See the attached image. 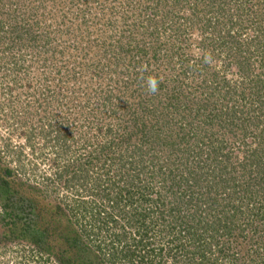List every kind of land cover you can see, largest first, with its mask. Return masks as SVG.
Listing matches in <instances>:
<instances>
[{
    "label": "trees",
    "instance_id": "1",
    "mask_svg": "<svg viewBox=\"0 0 264 264\" xmlns=\"http://www.w3.org/2000/svg\"><path fill=\"white\" fill-rule=\"evenodd\" d=\"M64 1L63 5L66 9L64 15H61V19L56 21V24H51L53 29L51 25H45L42 35L48 40L51 37L55 40L56 36L70 35L74 38L79 33L82 37L78 40L81 41L85 35L82 33V24H87L85 19L89 13L96 15L100 11L104 16L103 3H99L98 0ZM178 1L174 0L172 3H168L167 0H164L160 5L161 10H168L172 4L175 5ZM235 1L208 0L207 4L205 3L208 6L207 12H204L203 16H199L198 23L209 21L215 17L216 13L223 14L224 10L229 13L233 6H236ZM245 5L250 8L251 18L256 17L253 10L258 9L259 19L264 23V0H246ZM177 6H181V4ZM237 7L243 9L242 5H237ZM65 15L69 16V20L74 17L82 22L72 30L73 28L66 27ZM170 17L174 18L171 15ZM237 19L232 20L230 16L227 22L234 25ZM260 21L257 28L261 27ZM262 30L259 29L260 34ZM126 31L128 34L130 32L128 41L130 43L134 41L135 53L143 55L136 62L138 68L134 71L136 72L135 79L132 78L131 71L121 72L119 75L123 73L126 77L114 80L115 85H111L108 89L99 85L91 93L86 87L83 98L86 101L84 107H94L96 104L95 107L100 108L93 113L94 118L98 116L99 120H108L106 130L109 134L112 133L113 127L118 130L114 140L119 144L125 143L124 139L129 140L134 137L133 150L128 153L127 151L123 153L121 150L115 152L112 150V145L100 146L95 139H90V136L88 139H83L81 144L75 143L76 139L70 138L68 135L66 138H58L61 156L68 154L74 144L87 153H75L81 162L75 174H71L68 170L61 173H50L47 179L51 182L54 179L67 181L65 186L67 189H69L70 177L77 178L78 181L83 180L80 187L84 190H80L78 194L82 197H85L83 194H87L91 199L85 197L89 200L76 201V204L73 205L75 211L70 210L66 213L63 207L54 202L53 197L42 193L38 197L40 205L39 215H37L40 220L37 231L41 234H37L38 238L35 239L38 252L47 256L52 254L59 264H81L84 261L83 257L89 255L97 259L96 264H183L188 262L193 264H236L239 251L241 253L242 251L233 246L231 233L235 230H238L237 233L243 232L239 223L248 222V228L256 236H261L262 241L257 240L258 243L256 241L255 243L257 245L264 243V192L261 193L264 191V158L258 157L256 154V150L264 149V130H257V134L255 131L253 132V135H256V140L259 141V137L262 140L260 139L258 147L253 151H250L251 146L248 144L249 148L246 152H250V155L244 154L243 151L239 156L224 140V135L232 136V134H238L237 132H240L245 140L249 129L252 131V127L257 129V124L252 121L254 116L248 118L247 113L242 109L234 111L228 105L229 102L236 101V96L243 100L245 105L247 102L254 101L251 92L254 91L255 86L261 84L259 83L261 81H258L259 77L246 75L241 79L242 83L233 85V82L226 76V74L236 75L237 73L233 70L235 67L246 72L248 70L247 62L251 55L241 58V54L245 53L242 49H246V47L243 44H229L226 40L227 52L224 51L220 54L216 52L217 55H214L208 44L200 46L203 51L205 49V52L198 59L201 68L196 71V74L203 72L202 74L210 75L212 72V75L216 77L214 83L217 87L216 102L218 103L220 99L225 100V106L202 105L198 106L196 111L182 115L179 107L182 109L181 103L186 99L185 96L178 93V90L176 91L172 86L167 88L170 81L165 80L166 75L161 79L160 73L154 72L155 64L159 67L158 61H162V59L158 60L155 54L149 52V48L143 47L142 44L146 42L144 38L143 41L136 39L140 34L138 28ZM147 32L149 31L142 32V34ZM222 33L224 32L222 31ZM148 35L155 36L157 42H161V33L156 30L155 26ZM229 35L227 31L226 38H229ZM146 37L148 36L146 35ZM124 38L126 37L124 36ZM260 43L261 41L257 44ZM246 45H250L249 42ZM165 46L167 50L165 62L171 64L172 54L176 53L175 45L169 46L168 43ZM83 48L80 49L83 50ZM263 48L260 44L255 53L262 56ZM127 51L120 45V57L113 54L112 58H114L113 61L117 68L123 65L121 55ZM252 53L254 52H250V54ZM216 58L219 60L213 67L212 62H216ZM35 60L37 61V59ZM46 60L47 58L41 62ZM109 63L96 65L98 76L100 73L109 72ZM161 64L163 63L160 62ZM41 66L39 85H43V87L40 94L43 98L45 96L44 99L57 100L55 90L58 89L61 94L65 91L66 80L70 77L71 80L76 79V76L75 74L62 75L60 67H55L56 64L52 62ZM218 67H222L220 77L216 73L219 72ZM227 67L231 70H227ZM208 71L209 73H206ZM107 76L109 77V74ZM148 76L156 77L160 81L158 92L163 93L159 95L161 99L159 101L164 105L162 111L157 110L158 107L155 106L159 104L154 103L156 94H151L146 89L145 79ZM210 78L212 77L210 76ZM44 87L47 88V94L50 97L44 95ZM75 93L77 94L76 91ZM261 94L264 99V93L259 90L255 92L257 95L255 101L258 103L262 101ZM172 107L178 109L179 112L172 110ZM170 113H174L176 116L169 118ZM256 119L257 117H255ZM192 120H195L193 125L190 123ZM189 125L192 127L190 128ZM163 128H167L166 134H163ZM225 139L227 140V138ZM129 142L132 140L127 142L128 145ZM155 146L157 151H154ZM243 146L247 145L244 143ZM154 152L158 153L157 156ZM106 162L109 163L106 166L107 169L106 167L104 169ZM77 175H82V177ZM15 182L21 183V180L17 179L10 170L2 169L0 171V187L2 189L0 194L8 192ZM72 185L74 184L72 183ZM248 185L251 186L250 188H258V192L252 190L251 196L245 197L244 194L250 189H246ZM219 188L221 191L218 190ZM256 196H258V201L252 199ZM20 197L17 202L21 201L22 204L30 202L20 199ZM241 200L246 207L251 206L252 209L248 212L251 213L254 210L255 216H260V219L239 220L242 210L236 203ZM203 205L212 207L215 205L216 212L219 210L218 214L210 218L201 217L197 212L202 213L200 209ZM2 207L4 214L11 211L7 204ZM21 208L23 207H19V209ZM60 214L62 217L57 216ZM66 216V220H69L71 225L65 224L63 218ZM208 216L210 215L208 214ZM244 216L247 217L249 214H244ZM259 221L263 222L260 224ZM67 229L69 230L67 231ZM155 231L164 233L166 240H169L158 248L154 247L153 237L149 236ZM55 233L60 234L56 236ZM62 233L64 235H61ZM75 233L81 234V243L76 241L72 245ZM200 233H208V240L210 239V243H215L213 246L217 247V256H215L214 249H212V256L206 253L209 248L204 245L202 241L204 238ZM104 234L105 236H103ZM97 237H103V243L98 242ZM18 238L14 235L13 239ZM157 238L159 239V237ZM13 239L8 238V241ZM200 245L204 246V250H198ZM74 250L79 251L83 256L74 258ZM197 256L198 263L194 262V258ZM243 256L246 260L245 264H264V244L259 250L258 248L246 249Z\"/></svg>",
    "mask_w": 264,
    "mask_h": 264
},
{
    "label": "rangeland",
    "instance_id": "2",
    "mask_svg": "<svg viewBox=\"0 0 264 264\" xmlns=\"http://www.w3.org/2000/svg\"><path fill=\"white\" fill-rule=\"evenodd\" d=\"M163 1L98 0L99 3H103L105 14L102 16L101 12L97 10L96 15L89 13L87 18H84L87 24H82V33H85V35L80 41L78 39H81L82 35L79 33L77 34L78 37L74 38L70 35L56 36L57 39L55 40L53 37L48 40L47 37L42 35L45 31H43L45 25L56 24V21L61 19V15H64L66 11L63 5L64 0H0V171L8 169L16 175L17 179L21 180V183L15 182L8 192L0 194V264H59L52 254L50 256L40 254L35 245V239L41 234L37 231L40 225V220L37 218L40 205L38 197L42 193L48 197H53L54 202L63 207L66 213L74 210L73 205L76 204V201L91 199L87 194L83 195L89 199L78 194L80 190H84L80 187L83 180L78 181L77 178L70 177L69 189H67V187L65 188L67 181L54 179L51 182L47 179L50 173H61L68 170L71 174H75L77 167L81 164L75 153L85 152V150H80L74 144L73 149L68 154L61 156L62 152L60 151L61 147H58V138H66L68 135L70 138L76 139L74 140L75 143L81 144L83 139H88L90 136V139H95L100 146L112 145V150L115 152L121 150L123 153H126V151L128 153L133 150L134 137L129 138V140H132L129 145L127 143L129 140L125 139V143L119 144L114 140L118 130L113 127L112 133L109 134L106 130L108 120H99L97 119L98 116L94 118L93 113L100 108L95 107L96 104L94 107H84L86 101L83 98L86 87L89 88L91 93L99 85L104 89H108L111 85H115L114 80L126 77L123 73L119 75L121 72L131 71L132 78L135 79L136 72L134 71L138 68L136 62L143 55L135 53L134 41L131 43L128 41L130 32L128 34L126 30L138 28L140 34L136 39L143 41L144 38L146 42L142 44L143 47L149 48V52L155 54L158 60L162 59V61H158L159 67L155 64V69H152L156 74L157 72L160 73L161 79L166 75L165 80L170 81L167 88L172 86L176 91L178 90V93L180 92L185 96L186 99L181 103L182 109L179 107L182 115H188L202 105L208 107L225 106V100L220 99L218 103L216 102L217 87L214 84L216 77L212 75V72L210 75L202 74L203 72L196 74V71L201 68L198 59L205 52V49L203 51L200 46L208 44L214 55H217L216 52H219V54L224 51L227 52L228 46L225 40L232 45L243 44L246 49H242L245 53L241 54V58H247L251 55L247 62L248 70L242 72L235 67L233 70L237 74L234 76L226 74V76L233 82V85L242 83L241 79L246 75L259 77L260 80L258 81H261L259 82L261 84L255 86L254 91L251 92L254 100L252 103L247 102L245 105L243 100L236 96V101L229 102L228 105L234 111L242 109L243 112L247 113L248 118L254 116L252 121L257 124V129L254 127H252L253 131L249 129L245 140H243L244 136L240 132L232 134V136L224 135L227 140L224 136L223 138L225 143L234 152L236 151L239 156L243 151L244 154H251L246 152L249 145L251 146L250 151L258 147L257 145L262 139L259 137V141L256 140V135L254 136L253 132L255 131L257 134V130H264L263 94L260 95L262 100L260 103L255 101L257 90L264 93V48L262 56L255 53L260 44L264 47V23L259 19L260 12H258V9H254L256 17L251 18L250 8L245 5L246 0H236V6H233L229 13L224 10L223 14L216 13L215 17L209 21L198 23L199 16H203V13L207 12L206 2L208 0H179L175 5L172 4L168 10H161L160 5ZM167 1L172 3L174 0ZM179 4L181 6H177ZM237 5H242L243 9L238 8ZM212 6L214 7V5ZM230 16L232 20L237 19V17H239V20L237 19L235 24L231 25L227 22ZM65 18L67 20L66 27L73 28L72 30L82 22L74 17L69 20V16L66 15ZM256 18L257 20H255ZM259 21L261 23L260 28L263 29L261 34L259 33L260 28H257L260 25ZM51 26L53 29V25ZM154 26L161 33V42H157L155 36L148 35ZM145 31L149 32L142 34ZM227 31L230 34L229 38H226ZM77 41H79L78 44H76ZM260 41L261 43L257 44ZM248 42L250 45H246ZM168 43L169 46L175 45L176 50V53L172 54L171 64L165 62L167 51L165 44ZM120 45L128 51L123 52L124 54L121 55L123 65L117 68L112 56L116 54L117 57H120ZM82 47H84L83 50L80 49ZM207 50L209 49L207 48ZM250 52L254 53L250 54ZM45 58L47 60L41 62ZM217 60L219 59L216 58V62H212L213 67L217 65ZM220 60L222 61V58ZM48 62L56 64L55 67H60L62 75L75 74L76 76V79L71 80L70 77L66 80L65 91L61 94L58 89L54 88L55 86L52 87L56 89L55 97L57 100L44 99L45 96L43 98L40 94L43 87V85H39L42 73L40 69L41 65H48ZM108 62H110L108 64L109 72L100 73L98 76L96 65ZM160 62L163 64L160 65ZM228 67L227 70H231ZM218 69L220 73H216L220 77L222 67H218ZM206 73H209V71ZM107 74H109V77ZM46 87H44L45 91L43 93L50 97L47 94ZM162 94V92H157L154 100V103H159L155 105L159 111H162L164 106L159 101L161 100L159 95ZM172 110L179 112L175 107H172ZM170 115L169 118L176 116L174 113H170ZM255 117H257L256 120ZM194 121H190L191 125L194 124ZM191 125H189L190 128ZM162 131L163 134L168 132L167 128H163ZM244 143L247 146L244 147ZM91 149H94V147H91ZM154 151H157L156 146ZM154 154L157 156L158 153L154 152ZM256 154L258 157L264 158V149L256 150ZM108 163H105L104 169ZM77 176L82 177V175ZM250 187L248 185L246 189ZM218 190L221 191L220 188ZM252 190L258 192V188H250L244 194L245 197L251 196ZM19 197L30 202H23V206L21 201L17 202ZM252 199L258 201V196L252 197ZM243 201L236 203L242 210L239 220L260 219V216H255L254 210V212H248L252 208L251 206L246 207ZM5 204L11 209L6 214H4L2 207ZM21 206L23 208L19 209ZM216 210L215 205L213 207L203 205L200 209L202 213H197L201 217L210 218L218 214L219 210L218 212ZM49 213L51 214V212ZM66 213L65 215H67ZM244 214H249V216L245 217ZM57 216L62 217L61 214ZM207 218L205 219L209 220ZM63 219L66 225L70 224V221L66 220L67 216ZM262 222L259 221L260 224ZM242 223L244 224L239 223L242 233H237L238 230L231 233L233 246L241 249L243 253L239 251L236 264H245L246 260L243 255L246 249L258 248L259 250L264 244L262 242V244L257 245L255 241L261 240V236H256L248 228V222ZM59 234L55 233L56 236H59ZM200 234L204 238L202 240L204 245L209 248L206 253L212 256V249H214L215 256H217V247L213 246L215 243H210V239L208 240V233ZM14 235L19 238L13 239ZM61 235H64V233ZM149 236L153 237L155 248L169 241L166 240L164 233H156L155 231L150 233ZM8 238L13 240L8 241ZM73 241L72 245L76 241L80 244L81 234L75 233ZM97 241L103 243L104 238L97 237ZM198 250H204V246L200 245ZM74 251L75 256L73 257L79 258L80 252ZM197 258L198 256L194 258L196 263H198ZM83 259L84 261L81 264H96L97 262V259L92 255L85 256Z\"/></svg>",
    "mask_w": 264,
    "mask_h": 264
},
{
    "label": "clouds",
    "instance_id": "3",
    "mask_svg": "<svg viewBox=\"0 0 264 264\" xmlns=\"http://www.w3.org/2000/svg\"><path fill=\"white\" fill-rule=\"evenodd\" d=\"M159 83H160V81L156 77H153V76H148L145 79L147 91L151 94H156L158 92Z\"/></svg>",
    "mask_w": 264,
    "mask_h": 264
}]
</instances>
